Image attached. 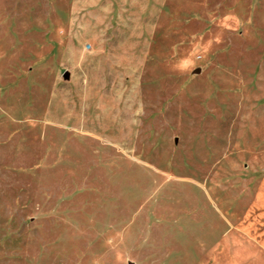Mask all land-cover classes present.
<instances>
[{
	"label": "rangeland",
	"instance_id": "374dc122",
	"mask_svg": "<svg viewBox=\"0 0 264 264\" xmlns=\"http://www.w3.org/2000/svg\"><path fill=\"white\" fill-rule=\"evenodd\" d=\"M263 235L264 0H0V264H264Z\"/></svg>",
	"mask_w": 264,
	"mask_h": 264
},
{
	"label": "crops",
	"instance_id": "0c3cea01",
	"mask_svg": "<svg viewBox=\"0 0 264 264\" xmlns=\"http://www.w3.org/2000/svg\"><path fill=\"white\" fill-rule=\"evenodd\" d=\"M258 248L263 252L264 254V235L262 236V239L258 242ZM263 249V250H262Z\"/></svg>",
	"mask_w": 264,
	"mask_h": 264
}]
</instances>
